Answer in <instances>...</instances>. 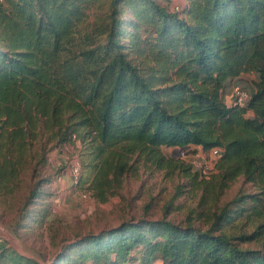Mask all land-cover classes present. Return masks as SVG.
<instances>
[{
    "label": "trees",
    "instance_id": "obj_1",
    "mask_svg": "<svg viewBox=\"0 0 264 264\" xmlns=\"http://www.w3.org/2000/svg\"><path fill=\"white\" fill-rule=\"evenodd\" d=\"M92 1L0 0V198L16 192L32 161L33 171L45 161L47 142L78 139V187L98 202L120 188L133 155L200 192L183 224L124 221L78 240L72 248L85 262L264 264V0H185L173 12L156 0H110L98 33L81 29ZM120 4L128 20L116 17ZM251 72L246 107L228 106L226 83ZM162 148H218L216 172L201 179ZM238 177L256 187L252 205L219 206ZM42 194L35 186L26 203Z\"/></svg>",
    "mask_w": 264,
    "mask_h": 264
},
{
    "label": "rangeland",
    "instance_id": "obj_2",
    "mask_svg": "<svg viewBox=\"0 0 264 264\" xmlns=\"http://www.w3.org/2000/svg\"><path fill=\"white\" fill-rule=\"evenodd\" d=\"M156 1L161 6L166 5L170 12L186 5L185 0ZM109 4L110 0L89 3L84 10L85 24L81 29L102 31L109 22L108 15L112 10ZM118 8L116 17L119 20L133 16L125 5L120 4ZM128 30L133 32L135 29ZM139 32L143 38L151 34L145 26L139 27ZM256 81V73L242 74L226 83L224 94L229 92L233 83L251 93ZM226 104H229L228 99ZM45 149V161L37 165L35 171L36 161H32L30 167L20 174L16 192L0 198V255H8V262L0 261V264H88L80 257L79 249L72 248L78 240L117 228L124 221L164 218L183 224L197 209L200 192L192 188L180 172L156 169L136 155L131 158L132 168L123 175L120 188L106 202H98L86 189L87 184L76 189L72 185L70 166L75 160L82 165V143L78 139L62 144L50 141ZM178 150L161 149L166 157L175 159H179ZM35 186L42 188L41 200L26 203L30 190ZM82 191L87 193L86 199L80 197ZM254 194H258L256 187L238 177L221 194L219 206L242 199V202L231 206L246 209L252 205V199L247 197ZM192 224L206 228L200 220H194ZM249 230L244 229L245 232ZM243 247L258 250L260 245L256 241H248ZM60 256H66L65 261L57 262Z\"/></svg>",
    "mask_w": 264,
    "mask_h": 264
},
{
    "label": "built area",
    "instance_id": "obj_3",
    "mask_svg": "<svg viewBox=\"0 0 264 264\" xmlns=\"http://www.w3.org/2000/svg\"><path fill=\"white\" fill-rule=\"evenodd\" d=\"M183 7H185V5L181 8H176V10H181ZM249 96L250 93L236 83H233L228 99L229 104L227 105L245 108ZM249 114L250 112L247 111L246 116H250ZM178 157L185 164L189 165L192 173L197 174L201 179H208L216 172V163L220 157V150L218 148H213L209 151H203L201 148H193L187 151L179 149ZM80 171V163L78 160H75L70 166L71 181L75 189L78 187ZM80 197L86 199L87 193L83 191L80 192Z\"/></svg>",
    "mask_w": 264,
    "mask_h": 264
},
{
    "label": "crops",
    "instance_id": "obj_4",
    "mask_svg": "<svg viewBox=\"0 0 264 264\" xmlns=\"http://www.w3.org/2000/svg\"><path fill=\"white\" fill-rule=\"evenodd\" d=\"M230 89H229V92L228 93H226V97H227V99H228V97H229V94H230ZM249 115H251V113L249 114ZM152 264H162L160 261H155V262H153Z\"/></svg>",
    "mask_w": 264,
    "mask_h": 264
}]
</instances>
